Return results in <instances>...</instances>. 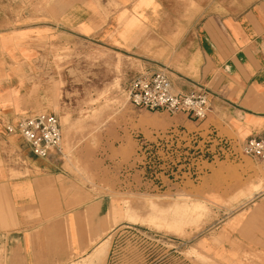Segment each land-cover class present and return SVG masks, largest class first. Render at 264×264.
I'll return each instance as SVG.
<instances>
[{
	"label": "crops",
	"instance_id": "crops-1",
	"mask_svg": "<svg viewBox=\"0 0 264 264\" xmlns=\"http://www.w3.org/2000/svg\"><path fill=\"white\" fill-rule=\"evenodd\" d=\"M5 1L0 0L3 264H65L69 258L87 256L100 241H92L95 233L103 235L106 228L104 201L95 197L65 215L66 242L58 223V195L66 183L58 177L62 170L55 158L61 148L36 157L17 133L6 130L20 116L35 114L21 110V79L24 63L37 52L35 42L44 37L55 36L50 41L56 45L82 40L111 46L142 62L144 70L137 73L165 68L175 90L205 89L208 111L202 120L141 109L143 125L137 130L146 135L151 128L172 125L212 128L242 143L264 131V0H115L117 6L104 22L100 9L91 11L81 1L56 3L48 15ZM251 179L259 185L260 177ZM261 184L222 223L228 242L239 250L264 253V178ZM226 250H231L229 245Z\"/></svg>",
	"mask_w": 264,
	"mask_h": 264
},
{
	"label": "rangeland",
	"instance_id": "rangeland-1",
	"mask_svg": "<svg viewBox=\"0 0 264 264\" xmlns=\"http://www.w3.org/2000/svg\"><path fill=\"white\" fill-rule=\"evenodd\" d=\"M7 1L48 15L56 3L72 0ZM73 1L100 9L103 22L117 6L115 0ZM54 37L35 42L37 52L24 63L21 110L55 113L61 125L55 158L67 183L58 195L62 237L68 242L65 215L95 197L104 201L106 223L103 235L92 236L100 240L94 249L65 264H264L263 252L228 242L222 225L242 198L263 186L264 164L248 156L226 159L227 137L212 128L137 130L141 109L167 113L137 108L126 97L124 86L144 70L142 62L82 40L56 45ZM187 131L192 137L183 139Z\"/></svg>",
	"mask_w": 264,
	"mask_h": 264
},
{
	"label": "built area",
	"instance_id": "built-area-1",
	"mask_svg": "<svg viewBox=\"0 0 264 264\" xmlns=\"http://www.w3.org/2000/svg\"><path fill=\"white\" fill-rule=\"evenodd\" d=\"M126 97L137 108L161 109L169 114L185 113L194 120H202L208 111L207 92L201 86L177 91L165 68L139 72L124 86ZM8 132L17 133L36 157H46L50 149L61 148L62 134L59 119L47 112L24 114L15 125H6ZM191 138V131L182 133ZM229 143L224 148L226 159L248 156L264 164V131L242 143Z\"/></svg>",
	"mask_w": 264,
	"mask_h": 264
}]
</instances>
